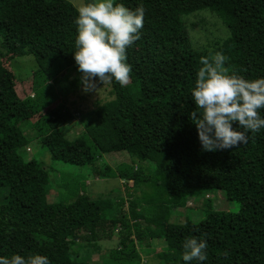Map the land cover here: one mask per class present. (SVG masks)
<instances>
[{
    "label": "trees",
    "instance_id": "obj_1",
    "mask_svg": "<svg viewBox=\"0 0 264 264\" xmlns=\"http://www.w3.org/2000/svg\"><path fill=\"white\" fill-rule=\"evenodd\" d=\"M119 2L129 9L145 8L140 39L127 49L130 84L109 82L112 100L96 103L95 121L86 122L88 132L69 140L62 129L73 120V113L58 104L55 83L76 67V7L69 0H0V189H8L6 202L0 205V256L38 253L50 264H91L78 258L76 250L83 246L72 240V230H89L97 240L96 229L107 236V220L112 232L120 223L125 236L104 264H149L142 255L149 258L155 253L153 238L167 243L156 255L159 264H184L182 243L189 236L206 240L205 264H264V129L249 133L245 145L202 150L189 116L195 110L190 89L201 57L211 54L193 48L183 21V16L204 9L217 13L230 31L217 49L227 57L228 73L246 79L264 77V0ZM17 54L32 56L38 66L32 77L34 94L24 99L2 61ZM33 119L53 160L91 167L96 179L125 182L119 188L125 199L133 197L127 181L134 184L131 189L154 190L160 202L151 207L152 216L136 209L130 221L122 201L121 218H107L113 201L94 200L85 193L70 204L48 202L50 172L40 160L26 162L18 153L29 144L22 126ZM119 152L155 169L98 165L105 155ZM199 190L222 192L228 202L239 205V211H216L209 203L202 221L171 224L173 211ZM140 220L151 227L142 228ZM146 241L149 244L143 246Z\"/></svg>",
    "mask_w": 264,
    "mask_h": 264
},
{
    "label": "rangeland",
    "instance_id": "obj_2",
    "mask_svg": "<svg viewBox=\"0 0 264 264\" xmlns=\"http://www.w3.org/2000/svg\"><path fill=\"white\" fill-rule=\"evenodd\" d=\"M69 1L76 8L84 2V0ZM183 21L188 29L191 45L197 51L207 52L212 55L217 52L218 44L223 43L230 37V31L222 18L217 13L208 9L185 15L183 16ZM1 52L0 43V54ZM2 61L5 67L11 71L16 78L15 82L20 98L24 99L33 95L32 77L38 69L34 58L30 55L21 56L17 54L13 57L8 56L3 58ZM80 78L81 73L78 72L76 66L64 72L61 75L60 82L55 83V90L60 97L58 104L67 107V109L73 113V120L62 129L66 138L69 140H74L87 133L89 128L86 122L90 120L94 122L99 105H103L113 98L109 82L103 84L98 79H94L93 83L95 87L88 92H84L82 90ZM127 84H130V80ZM96 103L102 104L96 106ZM35 121L36 119H33L22 126L23 133L27 137L29 144L18 153L26 162H30L33 159L40 160L44 164V167L50 172L51 180L48 185V202L70 204L79 194L85 193L94 200L113 201L114 207L109 213L107 212V218L113 220L115 218H121L119 205H122V201L126 202L122 210L124 209L129 218L131 217L132 211L136 209L141 210L142 215L146 217L152 216L151 212H149L151 207H154V204L160 202L159 195H156L154 190L146 187L131 189L134 185L131 182V186L128 187V189L133 197L130 199L129 196L126 195L127 198L125 199V194L123 195L120 190L122 189V183L125 182L121 183L119 179L118 181L117 179L111 178L96 179V176L91 174V167H79L53 160L49 152L43 148V144L34 126ZM90 138L96 140L97 136H91ZM123 164L141 165L144 171L149 168L152 169V171L155 169V166L149 162L141 164L133 162V158L125 152L105 155L98 163L101 168L111 166L113 169H117L119 165ZM113 188L118 189H115L114 193L109 195ZM7 195L8 189H0V205L6 202ZM136 198L139 199L141 204L135 202ZM209 203L213 205V209L216 211L234 213L239 211V205L228 202L222 192L199 190L193 197L186 199V205L184 207H179L173 211L169 222L171 224H184L186 221L198 223L205 218L208 209L207 205ZM132 220L133 219L130 218V221ZM106 222L105 233L107 236H104L101 230L96 229L97 240H92L88 232L89 230H72V240L77 241L83 246L82 248L78 246V250H76L79 251V259H85L91 264H104V260L110 258V251L119 248L120 240L125 236L124 231H122L120 223H116L115 229L112 232V224L107 220ZM139 223L142 228L151 227L150 222L146 220H140ZM133 232L134 230H132V239L135 240ZM158 241H160V239L153 238L152 240V248L155 251H157V248H160L158 246ZM147 244H149L148 241H146L145 244L143 243V246ZM137 246L139 247L140 245L137 244ZM166 247V241L165 244L162 242L159 253ZM142 257L148 260L149 264H159L160 262L157 256L146 258L144 254Z\"/></svg>",
    "mask_w": 264,
    "mask_h": 264
},
{
    "label": "clouds",
    "instance_id": "obj_3",
    "mask_svg": "<svg viewBox=\"0 0 264 264\" xmlns=\"http://www.w3.org/2000/svg\"><path fill=\"white\" fill-rule=\"evenodd\" d=\"M144 17L142 5L129 9L119 0H85L76 8L73 60L81 73L84 92L95 87L94 79L103 84L113 80L121 86L128 83L131 66L127 63V49L140 39ZM226 61L221 52L201 57L202 66L190 89L195 110L189 116L205 152L245 145L249 133L264 129V77L246 79L229 74ZM207 247L205 239L186 237L182 261L205 264ZM0 264H50V260L38 253L12 254L10 258L0 256Z\"/></svg>",
    "mask_w": 264,
    "mask_h": 264
},
{
    "label": "crops",
    "instance_id": "obj_4",
    "mask_svg": "<svg viewBox=\"0 0 264 264\" xmlns=\"http://www.w3.org/2000/svg\"><path fill=\"white\" fill-rule=\"evenodd\" d=\"M127 183H128V187H130L131 186V182H129V181H127ZM162 242H164V244H165V241L164 240H161L160 239V241H158V246L161 248V245H162ZM151 244H152V247H153V243L151 242ZM160 248H157V251H155V253H152V255H151V257H155L158 253H159V249Z\"/></svg>",
    "mask_w": 264,
    "mask_h": 264
}]
</instances>
